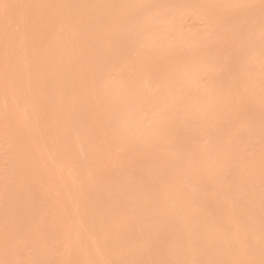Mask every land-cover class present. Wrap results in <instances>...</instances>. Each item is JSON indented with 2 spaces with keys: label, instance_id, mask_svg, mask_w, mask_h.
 <instances>
[{
  "label": "bare ground",
  "instance_id": "obj_1",
  "mask_svg": "<svg viewBox=\"0 0 264 264\" xmlns=\"http://www.w3.org/2000/svg\"><path fill=\"white\" fill-rule=\"evenodd\" d=\"M26 1L0 0V264H264V0Z\"/></svg>",
  "mask_w": 264,
  "mask_h": 264
},
{
  "label": "rangeland",
  "instance_id": "obj_2",
  "mask_svg": "<svg viewBox=\"0 0 264 264\" xmlns=\"http://www.w3.org/2000/svg\"><path fill=\"white\" fill-rule=\"evenodd\" d=\"M26 2H27L26 4H28L29 2H34V0H32V1L29 0V1H26ZM28 5H29V4H28ZM24 7H26V6H24ZM24 7H23V8H24ZM24 10H25V11H23L24 13L21 11V12L23 13V15H25V12H28V11H26V9H24ZM21 15H22V14H21ZM30 15H31V14H30ZM30 15L28 16V14L26 13V17H25V18H26V19H25V23H26V25H25V23L23 22V20H21V21L23 22V23H22V27H23V25H24V27L28 25L29 27L32 28L31 24H34V22H35L34 20H35V19H34V16H33L32 19H31V16H32V15H31V16H30ZM191 15L197 16V15H195V14H193V13H192ZM194 16H192V17H194ZM19 17H20V16H19ZM23 17H24V16H23ZM186 17H188V18H186V21H185V19H184L185 22L183 21V23L185 24V25H183V26H185L184 29H183V31L187 32V31H189V30H190V31L192 30V32H190V33H194V32H193L194 29H196V32L198 31V29H199V31L201 32V31H203V29H207V28H208V25H207L208 22H207V23L205 22V21H207L205 18H203V17L199 18V16H198V19H197V17H195V19H197V21H196V20L193 21L194 18H189V16H186ZM202 18H203L204 20H201ZM18 19H19V18H18ZM18 19H17V20H18ZM22 19H23V18H22ZM19 20H20V19H19ZM19 22H20V21L17 22V23H18L17 26H13V25H15L16 23H14V22L11 23V25H12V29L14 30L13 32H18V31H19L18 26H21ZM196 24H197L198 26H197ZM206 25H207V28H206ZM28 26H27L26 28H29ZM33 26H34V25H33ZM13 27H14L16 30H15ZM24 27H23V28H24ZM186 27H187V29H186ZM204 27H205V28H204ZM17 28H18V29H17ZM31 28H30V30H31ZM201 28H202V29H201ZM12 29H11V30H12ZM188 29H189V30H188ZM200 29H201V30H200ZM26 30H29V29H26ZM199 31H198V32H199ZM203 32H205V31H203ZM188 33H189V32H188ZM149 86H150V85H149ZM147 88H148V86H147ZM151 88H152V86H151ZM153 88H154V87H153ZM153 88H152V92H151V90H147V92L150 93V94H152V93L154 92V90H155V89H153ZM156 89H157V88H156ZM242 90H243V91H246L245 88L242 89ZM153 95H154V93H153ZM153 95H152V96H153ZM148 96H150V95H148ZM0 137H2V135H1ZM2 139H3V137L0 139V148H1L2 151H3L4 149H6V146L4 145V144H5V142H4L5 138H4V140H2ZM3 145H4V148H3ZM7 146H8V145H7ZM1 149H0V150H1ZM5 151H6V150L3 151L4 154H5ZM8 153H9V151L7 152V154H8ZM7 154H6V155H7ZM2 156H3V155H2ZM3 157H5V156H3ZM3 159H5V158H3ZM2 165H3V164H2ZM64 165H66L67 168H66V167H63V170H66V171H68V172L70 171V173L73 172V167L70 168V166H71L72 164L69 165V166H67V164H64ZM72 166H73V165H72ZM64 168H66V169H64ZM69 168H70V169H69ZM1 169H4V167L2 166Z\"/></svg>",
  "mask_w": 264,
  "mask_h": 264
}]
</instances>
